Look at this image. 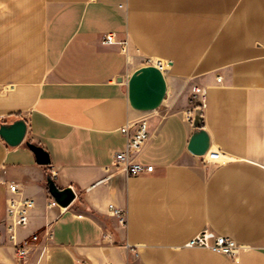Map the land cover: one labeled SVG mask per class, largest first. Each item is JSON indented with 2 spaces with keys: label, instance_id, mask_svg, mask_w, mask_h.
Wrapping results in <instances>:
<instances>
[{
  "label": "crops",
  "instance_id": "1",
  "mask_svg": "<svg viewBox=\"0 0 264 264\" xmlns=\"http://www.w3.org/2000/svg\"><path fill=\"white\" fill-rule=\"evenodd\" d=\"M3 1H19L41 27L31 46L0 57V124L28 123L18 147L0 138V264H264V0ZM108 34L115 42H103ZM149 59L167 64V94L142 113L128 80ZM194 86L206 91L217 163L188 150ZM143 116L151 138L138 160L154 171L132 177L114 155L126 147L122 128ZM48 176L74 189L69 207L49 205ZM10 183L35 202L17 231L31 242L25 258L5 228ZM204 230L245 248L232 259L194 246Z\"/></svg>",
  "mask_w": 264,
  "mask_h": 264
},
{
  "label": "built area",
  "instance_id": "2",
  "mask_svg": "<svg viewBox=\"0 0 264 264\" xmlns=\"http://www.w3.org/2000/svg\"><path fill=\"white\" fill-rule=\"evenodd\" d=\"M103 42H115L114 35L108 34L104 36ZM125 46L126 44H124V47ZM149 65L157 66L161 70L163 66H167L166 63L155 61L154 59L148 60L147 66ZM221 80L222 78H218V82H221ZM191 102L195 110L197 108L203 109L206 104L205 89L199 86H194ZM194 109L187 113L188 120H192ZM131 129H134L133 133H131ZM122 133L127 139L125 150L118 151L114 155L115 162L119 167V170L124 171L132 177L140 176L145 173H152L154 171V166L143 165L138 160L140 154L151 138L149 132L148 116H143L136 121L129 122L125 127L122 128ZM202 158L203 162L205 163H217L222 159L219 152H208L206 155L202 156ZM8 188L10 197L8 198L6 207L5 228L10 241L15 245L17 256L19 258H25L29 254L31 242L27 241L23 244L18 243L17 231L29 224L31 213L35 208V202L31 198L19 197L20 189L16 183H10ZM49 205L53 207L58 206L55 200H51ZM110 210L112 215L117 217L121 223H125L124 212L121 209L115 208L113 205H111ZM33 240H37V237L34 236ZM193 245L210 249L232 259H235L239 255L240 251L245 248V246L240 245L236 240L226 236H217L215 241L212 243L207 230L202 231L195 237L193 240Z\"/></svg>",
  "mask_w": 264,
  "mask_h": 264
},
{
  "label": "water",
  "instance_id": "3",
  "mask_svg": "<svg viewBox=\"0 0 264 264\" xmlns=\"http://www.w3.org/2000/svg\"><path fill=\"white\" fill-rule=\"evenodd\" d=\"M167 94V83L164 72L157 66L149 65L136 70L128 80V97L133 109L142 113H151L158 110ZM202 109L194 112V132L188 150L196 156H204L210 149V137L203 128ZM28 132V123L25 119H17L12 123L0 124V138L9 147H18L25 140ZM35 154L37 163L48 166L51 164L49 153L41 146L32 142L26 143ZM48 190L62 208L69 207L76 199L72 187L60 189L52 176L47 178Z\"/></svg>",
  "mask_w": 264,
  "mask_h": 264
},
{
  "label": "rangeland",
  "instance_id": "4",
  "mask_svg": "<svg viewBox=\"0 0 264 264\" xmlns=\"http://www.w3.org/2000/svg\"><path fill=\"white\" fill-rule=\"evenodd\" d=\"M0 0V57L9 53L18 54L25 45L31 46L39 32L41 23L24 9L19 1ZM11 66H18L17 63Z\"/></svg>",
  "mask_w": 264,
  "mask_h": 264
},
{
  "label": "bare ground",
  "instance_id": "5",
  "mask_svg": "<svg viewBox=\"0 0 264 264\" xmlns=\"http://www.w3.org/2000/svg\"><path fill=\"white\" fill-rule=\"evenodd\" d=\"M166 67V66H163V68ZM163 68H162V71H163Z\"/></svg>",
  "mask_w": 264,
  "mask_h": 264
}]
</instances>
